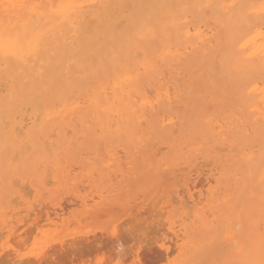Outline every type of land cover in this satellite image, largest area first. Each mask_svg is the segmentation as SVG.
<instances>
[{
  "label": "bare ground",
  "instance_id": "obj_1",
  "mask_svg": "<svg viewBox=\"0 0 264 264\" xmlns=\"http://www.w3.org/2000/svg\"><path fill=\"white\" fill-rule=\"evenodd\" d=\"M163 1L165 2V7L162 11H159V10L155 9L154 6L150 5L147 0H0V170L2 168H4V165H5L7 156H8L7 151H12L13 154L15 153L16 155H18V162H17V160L15 161V159L13 160V158H12L13 154H11V159L9 158V163L11 160L13 163H15L11 169L13 176H14V180L16 181L15 185L18 184L16 177L20 178L21 176L24 175L25 177L28 176V177H26V178H28V181L30 180V183L25 184L26 182H23L24 179H18L19 184L23 183V184H20L21 187H19V189H18L17 186H19V184L17 186H15L14 183H13V185H11L12 181H14L12 177H9L10 180L12 179L11 181L9 180L10 185H6V184H4V178L1 177V174H0V178H1L0 179V181H1L0 182V226L4 229L3 231H6L5 233L2 231V234L3 233L7 234L6 237L11 238V235L14 234V236H12V237H14V241L16 239V243H17V239H18L17 237H20V235H19L20 233L17 236L15 235V233L18 232L19 229H24L25 231L27 229V228L26 229L22 228L23 224H22L21 228H19L20 227L19 223L21 224V222L25 219L24 224L25 223L27 224V222L31 220L32 222L30 221L31 223L30 222L29 223L30 224L33 223V225H34L33 221H36L35 219H37V217H35L37 215L36 214L37 211H36V209L33 210L34 209L33 207L35 205L33 206V204L31 202H29L30 201L29 199L32 197L28 196L29 197L28 200L24 199V197L26 196V194L28 192H26V194L23 193L24 192L23 189L26 190L29 186H31L32 188L34 187L35 189H37L39 191L45 185V183H47L49 181H50V184L53 182L51 184L52 187H53V185L56 184L55 183L56 181L58 182V184H56L55 186L56 187L58 186V189L62 190L63 188L66 187L67 179L72 178V176L69 177V173L72 174L71 170L74 167L70 171L67 169L68 172L67 171L65 172V168L63 170H61L60 174H63V175L56 173L57 175H55L54 178H57L58 175H59L58 177H60V178H57L54 181H52V179L50 177H49L50 180H45V178H46V175H49L51 173V171L58 172L60 169H62L61 168L62 164L60 161H62L63 158H61V157L63 155L71 157L72 155H74V153H76V152L73 153V151L76 150L77 148L79 150H82V151L85 149L86 150L88 149V148L83 149L81 147L83 145V142L82 143L79 142V144H77L74 137H76V139L87 140L91 144L95 145L93 148L96 150V152H98L97 151L98 149H100V150H99V153L97 156H95L97 153H95V155H93V156L99 157V154L102 152H103L102 154H104L105 152L106 153L110 152L107 150V147H105V152H104L102 150L104 148L102 146V144L104 146H107V145L116 143L119 146L125 145L127 148L133 149L134 151L135 150L138 151V149L140 150L141 147H144V146L149 147V145L148 144L145 145V143L149 142L148 141L149 135L154 130H159V131L164 132L165 136L173 134L176 131V129L174 128L177 125L176 121H174L175 120L174 118L176 116H174V115H168V116L162 115V116H160V113L164 110L165 105L167 106V108L169 110H173V108L176 107V106L173 107V105H176L177 103H179L181 96L187 93L188 87L185 88L184 86L177 84L178 83L177 81H179L178 75H181V73L179 74V72H176L175 70L177 68H178L177 70H179V67L182 65H183V67H185L184 64L187 63L188 61H194L195 59H198V58L203 59L204 62L207 60L209 61L210 58L214 57V55L215 54L217 55V53H218L222 59L223 65L225 66L222 69L221 73L222 74L225 73L228 76L230 81L237 83L238 87L242 89V91L240 92L241 96L239 98V103H240V107H241L240 113H241V117L243 118L242 120H244L242 123H245L248 125L249 124L256 125V126H257V124L261 123L263 126V132H264V77H262V75H261L264 73V0H163ZM144 2L147 5H142ZM9 5H17V7L13 8V7H9ZM195 65L192 68V70L194 72L197 69ZM192 66H193V64H192ZM186 67H187V65H186ZM211 71L215 72V69L211 70ZM202 73L203 72L199 71L197 74H200V76H203L204 74H202ZM221 73H219V75ZM223 77H225V76L220 77V79H222ZM186 80H184V81L187 82ZM202 82L200 81V83H202ZM206 87L207 86H205L203 88H206ZM146 88H147V90L151 89L150 92L152 91V93H151L152 96L149 97L146 95L148 92V91L146 92ZM148 88H150V89H148ZM207 88H206V90H207ZM233 89H235V88L233 87ZM189 92L190 91H188V93ZM196 93H197V91H196ZM236 94L238 96V93H236ZM189 95H191V92ZM195 95H197V94H195ZM204 98L205 97H203V99ZM203 99H201V100H203ZM205 99H204V101H206ZM177 108H178V106H177ZM177 108H174V110L176 111ZM174 110L172 112L176 113V112H174ZM209 120H212V119L209 118ZM195 123H196V125H198L199 132H202L205 129V127H203L202 125H207V121L201 122V123H205V124H200V122H198V121H195ZM218 123H220V119H219ZM224 126L225 125H223V123L217 124V126H216V128L219 129L220 135L224 134V129L226 127V126L225 127ZM68 133H72L73 137H70V135H69V137H67ZM233 134H234V132H233ZM160 135H162V134H160ZM230 135H231V133H229L228 136H230ZM161 138L162 137H160V139ZM159 141L164 142L162 139ZM243 143H245V142H243ZM152 144H155V143L152 142ZM152 144H150V145H152ZM225 145H226V143H225ZM152 146L150 147L151 150H152ZM96 147H99V148L96 149ZM126 147H125V149H126ZM182 147L181 148L183 150L184 146H182ZM214 147H213L214 150H216V146H214ZM145 148H143V149H145ZM248 148H246V150ZM94 149H92V150H94ZM116 149L117 148H115V150ZM159 149H157V151ZM171 149H173V148H171ZM79 150H78V152H79ZM118 150H120V149L118 148ZM118 150H116V151H118ZM145 150H147V149H145ZM162 150H163V148H162ZM246 150H244L241 153L244 154V152H246ZM250 150H251L250 153H247L244 156L242 155L243 157L241 158V160L248 167H251L253 165L255 167L254 169H256L258 171V173L256 175V181L257 180L259 181L260 179L264 180V164L262 162H260L262 160H259V159H258L259 162H254V156H253L254 151H253V149H250ZM118 152H121V150ZM153 152H155V155H156V151L153 150ZM179 152L177 154L174 153L177 155L176 157H178V158L182 157L181 156L182 153H179ZM207 152H209V150ZM220 152H222V150ZM121 153L123 154V151ZM124 153L125 154H123V155H124V157H126L125 155L127 153L126 152H124ZM117 154H119V153L115 152L113 154H110L111 155L110 158H108V157L106 158L107 163L104 162L106 165L105 168H107V166L109 164L108 162H112L110 164H115V162L117 163V161L119 160V157H121V156L118 157ZM144 154L146 155V153H144ZM16 155L15 156L13 155V157L16 158L17 157ZM147 155H148V153H147ZM192 155H193V153H192ZM106 156H108V155H106ZM127 157H129V156H127ZM137 157H138V155H137ZM145 157H147V156H145ZM235 157H236V155H235ZM31 158H32L31 163H30V165H28L27 161H29ZM99 158H102V157H99ZM187 158H185V159H187ZM85 159H88V157L85 156ZM197 159H199V158H197ZM233 159H234V157H233ZM176 160H178V159H176ZM211 160H214V159H211ZM64 161H66V159L63 160L62 162H64ZM12 162H11V164L13 165ZM154 162H155V160H154ZM180 162H182V161H180ZM194 162H195V160H194ZM64 163H67V162H64ZM122 163L123 162H121L120 164H122ZM198 163H197V165H198ZM155 164H156V162H155ZM161 164H163V163H161ZM174 164H175V162H174ZM74 165L75 164H73V166ZM138 165H139V163H138ZM189 165H187V166H189ZM91 166L86 169V170H88L87 173H89L90 170H91V172H93V169ZM190 166H192V165H190ZM153 167H154V165H153ZM41 168L43 170H41ZM48 168L49 169L52 168L51 171H49ZM109 168H110V165H109ZM194 168H196V167L194 166ZM206 168H205V171H206ZM216 168H217V166H216ZM113 169H115V167H113ZM201 169H202V167H201ZM213 169H212V171H213ZM47 170L50 172L49 174H46V173H48ZM147 170H148V168H147ZM152 170H155V169L153 168ZM169 170H171V169H169ZM197 170H199V168ZM107 171L112 172V171L107 169L106 173H108ZM118 171H120V170H118ZM74 172H76V171H74ZM81 174H83V173H81ZM91 174H95V173H91ZM84 175H86V173H84ZM109 175H110V173L108 174V176ZM82 176L83 175H81V178H80L81 180L79 179L80 183L82 182V178H83ZM110 176H111V178L114 177L113 174ZM116 176H117V174H116ZM118 177H117V179H118ZM169 177L174 178L175 175L173 174V177H172V173H171V175L168 176L167 179L165 178L166 179V180L164 179L165 184H167V180ZM98 179H99V177H98ZM194 179H196V177ZM44 180H45V183H44ZM152 180H153V178H152ZM35 181H37L38 185L33 184V182H35ZM87 181H89V182H86L88 184L85 183L84 184L85 186L89 185V183L91 184L90 180H87ZM169 181H171V179ZM97 182H94V183H97ZM210 182H213V181H210ZM94 183H92V185ZM177 183L178 182L176 181V185H177ZM28 184H30V185L28 187H25ZM50 184L48 183L49 186H50ZM149 184H151V183H148V185ZM168 184H170V182ZM261 184L264 186V181ZM22 185H24L23 186L24 188L22 187ZM48 185H45V187H47ZM145 185H147V183H145ZM178 185L180 186L179 183H178ZM189 185H187V186H189ZM55 186H54V188H55ZM77 186H78V188L80 187L79 184ZM77 186L74 187V189H77ZM147 186H145V187L147 188ZM160 186L163 189H165L163 187L164 186L163 184ZM15 187H16V190H18V191L15 190ZM67 187H68V185H67ZM156 187L157 186H155V189H156ZM171 187L173 188V185L167 187V190L169 188L171 189ZM32 188H30V187L28 188L29 189L28 191L30 193H31L30 190H32ZM68 188L69 189H67V190H69V194L73 195L71 193V191H72L70 189L71 187H68ZM138 188H140V187H138ZM148 188H149V186H148ZM220 188H221V186H220ZM229 188L233 189L232 185H229ZM35 189H33L32 191H34ZM179 189H181V188H179ZM179 189H178V191H179ZM61 190H58V191L60 192ZM67 190L65 192L66 194L68 192ZM137 190L135 192H137ZM143 190L144 189H142V191H140V193L137 192L136 195L138 196V194H139V196H140V194H142V192H144ZM171 190L173 191L174 189H171ZM201 190L202 189H200V191ZM54 191H55V189H54ZM54 191H53V193H54ZM172 191H171V194H172ZM184 191H185V189H183V192ZM202 191H204V190H202ZM17 192H19L20 194H18ZM41 192H43V191H41ZM82 192H83V190H82ZM132 192H134V191H132ZM155 192L153 195H155ZM160 192H161V190H160ZM167 192L168 191H166V193H165L164 201L166 203V199L168 198L167 202L170 204V206H172L173 205L172 201H175V200L177 201L178 199L175 197L176 198L175 200L170 201L169 200L170 198L168 196L166 198V195L168 194ZM208 192L209 191H205V193H207V194H208ZM211 192H212V189L210 190L209 193H211ZM45 193L47 195V192H45ZM149 193L147 195H149ZM186 193H187V198L190 200V202L193 203V205H196L195 200L197 198L194 199L195 195H193L192 192H191L192 193L191 194L188 189L186 190L185 194ZM21 194L25 195V196H22ZM88 194H89V191H88ZM132 194L130 193L131 197H132ZM157 194L159 195V193H157ZM163 194H164V192H163ZM10 195H12V197L15 196L17 198V199H15L14 203H16L17 206L22 207L23 210L22 209L20 210V208L18 209L17 206L15 207L13 202H11V204L13 206L7 205V203L8 204L10 203L9 200L12 197H10L8 199V201L6 198H7V196H10ZM39 195H41V193H39ZM70 195L68 197H70ZM158 195H156V196H158ZM173 195H174V193H173ZM31 196H32V194H31ZM64 196H66V195L64 194ZM73 196H75V195H73ZM83 196H85V195H83ZM88 196L84 197L85 199L80 198L79 205L81 204V206L83 205V207L86 206L87 204L90 205V203L89 202L87 203V201L92 200V202H93L94 199H90L91 198L90 197L89 198L90 200H89V199H87ZM90 196H93L92 198L95 197L94 193H92V191L90 193ZM152 196L150 197V199L152 198ZM40 197L42 198V200H44L43 197L45 198L46 196L41 195ZM144 197H146V196H144ZM160 197H161V195H160ZM14 198H12L13 201H14ZM41 198H40V201H41ZM121 198H123V197H121ZM134 198H136V197H134ZM18 199H20V201H17ZM70 199H72V198H70ZM126 199H127V197L124 200H126ZM141 199L144 200L145 198H141ZM150 199L147 198V202ZM46 200L48 201V199H46ZM73 200H74V198H73ZM122 200L123 199H121V202H122ZM136 200H138V199H136ZM186 200H185V202H186ZM201 200H202V197H201ZM35 201H37V199ZM106 201L108 202L107 199H106ZM164 201H163V203H164ZM176 201H175V203H176ZM198 201H199V199H198ZM61 202H62V200H61ZM61 202L59 204L62 205L63 203H61ZM125 202L127 203V201H125ZM129 202L130 201L128 200V203ZM137 202L141 207H143L139 201H137ZM157 202H158V200H157ZM177 202L178 203H176V204L179 205L183 201L180 200V202L179 201H177ZM188 202L189 201L187 200V202L185 203V204H187V206H188ZM190 202H189V204H190ZM226 202H228V201L226 200ZM126 203H124V204L126 205ZM130 203H132V202H130ZM151 203H152V201H151ZM159 203H160V205H162V202H159ZM168 203H166V204H168ZM200 203H201V201H200ZM262 203L264 204V199L262 200ZM97 204H99V203H97ZM97 204L93 205L91 203L90 206H86V207H92L93 208L95 206H98ZM115 204L116 203H114V206H115ZM124 204L122 203L123 206H124ZM143 204H147V203L145 202ZM75 205H76V203H75ZM79 205H78L79 212L82 214L83 212H82V210H80ZM132 205H134V201H133ZM174 205H173V207H174ZM45 206H46V204H45ZM50 206L51 207L48 206L47 209H49V210L52 209L54 214L52 212L50 214L49 210H47V213L49 211L48 214L51 215V217H52V215L53 216L58 215V214L60 215V213L57 214V212H56L57 210L55 211L56 208H53V206H54L53 204H50ZM69 206H71V205H69ZM260 206L261 205H259V207ZM144 207L146 208V206H144ZM31 208H33V209H31ZM41 208H43V207H41ZM41 208L39 210L40 212H41V210H43ZM109 208H110V206H109ZM129 208H132V206H129L127 209L129 210ZM138 208L140 209V207H137L136 209H138ZM168 208H169V206H168ZM58 209H59V211L62 212L63 209H65L64 204H63V209L61 208V206ZM68 209H70V207ZM119 209H120V207H119ZM174 209H176V207H174ZM179 209H181V207ZM32 210L36 211V213H35L36 215L34 216L35 219L34 218L30 219V217H29L30 215H32V213H31ZM102 210H108V208L107 209L103 208ZM109 210H111V209H109ZM113 210H114L113 213H120L119 212L120 210L119 211L115 210V209H113ZM141 210L143 211V208H141ZM162 210H164V209H162ZM157 211H158V209H157ZM165 211H166V208H165ZM165 211H163V212H165ZM21 212H25L24 216H20L22 214ZM103 212H105V211H102L101 214H103ZM44 213L45 212H43V214ZM157 213H159V212H156V214ZM187 213H189V212L187 211ZM7 214H10V215L7 216ZM48 214L46 215L47 216V219H46L47 224H48V222H50V221H48L50 219V216H48ZM62 214H64V213H62ZM67 214H66V216H67ZM94 214H97V212ZM145 214H146V212H145ZM97 215L96 216L92 215V216H94L98 219L99 217H97ZM108 215H110V214H108ZM189 215H191V214H189ZM58 216L57 217L55 216V217L58 219L59 218ZM90 216L91 215H89V218H90ZM92 216H91V218H92ZM175 216H176V213H175ZM243 216L241 215V217H242V218L240 217L241 220L239 219V220H235V222L233 221L234 224H233L232 228H230V233H228V236H227V233H224V235L226 234V236L229 238L231 236L229 234L233 233V235L230 239L231 244H234V242H237V243L239 241L241 242L239 234H241V235L243 234V230H245L244 224L246 222V221L245 222L242 221V219H244V217H245V216L244 217ZM27 217H29V219ZM154 217L156 218L159 216H154ZM26 218H27V220H26ZM83 218L87 219L85 217H83ZM124 218H126V216ZM148 218H150V217H148ZM155 218H154V220H155ZM54 219L55 218H52V220H54ZM78 219H80V218H78ZM169 220L170 219H168V222H169ZM64 221H66L65 218H64ZM71 221H73V220H71ZM83 221L85 222V220H82V218H81V221H79L80 225H81V222H83ZM173 221L176 222V220L172 218V222ZM179 221H180V223H179V225H177L178 228H177L176 224L174 226H171V224H169L170 226L168 227L171 230V234H172V237L174 239L171 241L173 242V245L175 248L181 247L180 246L181 244L179 243V241L182 240V237H186L185 234L188 231V229L185 230V228H188V227H186L187 223L185 224L186 221L184 219L179 220ZM12 222H14L13 225L11 224ZM134 222H135V220H134ZM164 222L161 221V223H163V225H164ZM191 222H192V220H191ZM52 223L53 222H51V224ZM69 223H71V222H69ZM73 223H74V226H71V227L75 230H78L77 228H78L79 224L77 226V225H75V222H73ZM130 223H131V221H130ZM132 223H133V220H132ZM194 223H192V225ZM59 224H60V221H59ZM116 224L117 223H115V225ZM121 224H123V223L121 222L120 225ZM148 224H150V223H148ZM230 224H232V223H229V225ZM18 225H19V227H18ZM39 225H40V223H39ZM68 225L66 228L69 229ZM86 225L87 224H84V226H86ZM115 225H114V228H115ZM120 225H118V227ZM127 225H128V223H127ZM135 225H138V224H135ZM142 225H144V224H142ZM195 225L196 224H194V226ZM28 226H29V224H28ZM123 226H121V227H123ZM159 226H157V227H159ZM50 227H52V226L50 225ZM53 227H55V226H53ZM74 227H77V228H74ZM133 227H134V225H133ZM207 227H208L207 223L203 222V229H207ZM84 228H82V225H81L80 229H84ZM139 228H140V225H139ZM139 228H137V230ZM122 229L124 231V228H122ZM157 229H159V228H157ZM164 230H165V228L163 229V232H165ZM228 230H229V227H228ZM247 230L251 231L249 225H248ZM157 231H159V230H157ZM183 231H185V234L183 233ZM194 231H195V229H194ZM31 232H34V231H31ZM104 232H106V231H104ZM124 232H126V231H124ZM130 232H132V231H130ZM152 232H150V234ZM168 232L166 231V234H168ZM226 232H228V231L226 230ZM43 233L45 234L46 232H43ZM48 233H51V232H48ZM108 233H110V232H108ZM142 233H144V232H141V235H142ZM23 234H26V233H23ZM102 234L104 235L103 232H102ZM147 234L148 233H146V236L148 238V235H150V234H148V235ZM70 235H71L70 236L71 240H73L74 238L72 239V234H70ZM111 235H109V236L111 237ZM169 235H170V233H169ZM1 236H3V235H1ZM1 236H0V239L6 238V237L4 238ZM94 236H95V234H94ZM159 236L161 237V235H159ZM59 237L60 236H58V238ZM84 237L88 238L87 236H83L82 238H84ZM135 237H136V234H135ZM135 237H133V238L135 239ZM90 238H92V237H90ZM140 238H141V236H140ZM24 239H22L21 242L24 240L28 244L29 239L26 240V235H25ZM68 239L70 240L69 237H68ZM98 239L99 238H97V242H98ZM157 239H158V237H157ZM228 239L225 238V240H227V241H228ZM5 240H7V238ZM58 240H60V238ZM152 240H153V238H152ZM183 240H185V239H183ZM8 241H10V240H8ZM85 241H86V239H85ZM162 241H163L162 243L164 244V247L163 248L160 247V248L164 251L163 254L167 255L169 253V248H168L166 243H168L169 241L168 242L167 241L164 242V240H162ZM10 242H12V241H10ZM56 242L58 243L57 240H56ZM66 242H68V241H65L64 245L70 244L69 242H68V244ZM118 242L119 241L117 240V243ZM136 242H137V240H136ZM172 242H171V244H172ZM249 242L250 241H248L247 243H249ZM4 243H6V242H3V245H4ZM26 243L25 244L22 243V245L27 246ZM99 243H101V242H99ZM181 243L183 244V242H181ZM17 244H16V246H17ZM228 244H229V242H228ZM263 244H264V240L262 239L256 245V248L257 249L261 248L263 246ZM60 245L62 246L63 243H61ZM119 245H120V243H119ZM119 245L115 246L117 248V250H119V251H117V250H116L117 252L114 251L115 247L113 249V252H116V254L118 255L117 256L115 254V256H117V257L121 256V254H120L121 253L120 252L121 246H119ZM136 245H138V244H135V247H136ZM71 246L72 245H70V247ZM84 246H86V245H84ZM93 246H95V245H93ZM96 246H95V248H96ZM49 247H51V246H49ZM77 247H78V245H77ZM133 247H134V244H133ZM79 248H81V247H79ZM172 248H173V246H172ZM239 248H240V246H239ZM239 248H237V249H239ZM47 249H49V248H47ZM65 249H66V247H65ZM68 249H69V247H68ZM78 249H77V251H78ZM139 249L141 250L142 248H139ZM7 250H9V248ZM7 250H5V251H7ZM58 250H59V248H58ZM74 250L72 252H74ZM87 250L89 251V249H87ZM91 250H93V249H91ZM99 250H101V249H99ZM148 251H149V249H148ZM237 251H239V250H237ZM2 252L4 253L3 248H2ZM69 252H71V251H69ZM75 252H76V250H75ZM3 253H1V254H3ZM10 253H12V254H10ZM67 253H68V250H67ZM54 254H55V252H54ZM135 254L138 255L137 253L134 252L133 255H135ZM10 255H11V257H10ZM49 255H50V253L48 254V256ZM125 255L123 252V257ZM136 255L134 257H136ZM162 255L160 254L161 258L164 257ZM41 256H43V255H41ZM41 256H40V258H41ZM44 256H47V255L44 254ZM58 256H59V254H58ZM6 257L7 258L10 257V259L8 258L9 259L8 261L13 262V263L17 259H21V255L18 256L17 251H15V250H13V251L11 250V252L8 251L7 256L2 257V258L7 259ZM117 257H115V259ZM239 257H242V256H239ZM23 258L24 257H22L21 260H24L27 257H25L24 259ZM109 258L112 259L113 257H109ZM3 259H0V261L1 260L3 261ZM43 259H45V258H43ZM79 259H81V258H79ZM121 259L122 258H120V260ZM26 260H28V258ZM29 260H33V259L29 258ZM50 260H52V259H50ZM50 260H48V261H50ZM8 261L3 262V263L9 264ZM154 261L155 260H153V262ZM161 261H163V260L161 259ZM70 264H72V262Z\"/></svg>",
  "mask_w": 264,
  "mask_h": 264
},
{
  "label": "rangeland",
  "instance_id": "obj_2",
  "mask_svg": "<svg viewBox=\"0 0 264 264\" xmlns=\"http://www.w3.org/2000/svg\"><path fill=\"white\" fill-rule=\"evenodd\" d=\"M147 1L150 5L154 6V8L159 10V11H162L165 7V2L163 0H147ZM142 5H147V4L144 2ZM215 55H214V57L210 58L209 61L207 60L205 62L201 58L195 59L194 61H188L187 63L184 64L185 67H183V65H182L179 67V70H177L178 68L175 70L176 72H179V74L181 73V75H178L179 81H177L178 82L177 84L184 86L185 88L188 87V91L191 92V95H189L190 92L188 93V91H187L188 94L186 93L187 95L186 94L182 95L180 98V102L177 103L176 105H173V107L176 106L174 108H177V106H178L176 111L173 108L174 112H176L177 114L173 113L172 112L173 110H169L166 105L164 106V110L160 113V116H162V115H165V116L174 115V116H176L174 118L175 119L174 121H176L177 127L176 126L174 127L176 129V131L174 130L175 132L173 134L165 136L164 132L159 131V130H154L149 135V140H148L149 142L145 143V145L148 144L149 147L148 146L147 147L146 146L141 147V149L140 150L138 149V151H136V150L134 151L133 149L127 148L125 145H123V146L121 145L122 146L121 147L116 143H113V144H110L107 146H104L102 144V146L104 147L102 150L104 152H105V147H107V150L110 151L109 153L105 152L106 154L105 153L102 154L103 152L99 154V157H102L103 159L99 158V157H95L98 155L99 150H100V149H98L97 150L98 152H96V150L93 148L95 145L91 144L87 140L76 139V137H74L77 144H79V142H81V143L83 142V145L81 147L83 149L88 148L89 150L85 149L82 151V150H79L77 148L76 150L73 149L74 150L73 153L74 152H76V153H74V155H72L71 157L63 155L61 157V158H63L62 161L66 159V161H64V162H67V163L60 161L62 164V167H61L62 169H60L58 172L51 171L52 168H50V169L48 168L49 171H51V173L47 170L48 173H46V174H49V173L50 174L46 175L45 180H50V178H51L52 181H54L57 178H60V177H58L59 175L57 176V178H54V176L57 174H60L61 170H63L65 168V172L66 171L68 172V170L70 171L74 167L71 170L72 174L69 173V177L72 176V178L67 179V185H68V187H71L70 189L72 191L71 190L70 191L75 196L69 194V190H67L69 188L67 187V185L65 188H63L61 190V189H58V186L57 187L55 186L56 184H58L57 181L55 182L56 184L53 185V187H52L51 184L53 182L51 181L52 183L50 184V181L49 182L46 181L47 183H45V180H44L45 185H48V183H49L50 186L48 185L49 187L48 186L45 187V185H44L39 191L37 189H35L34 187L32 188L31 186H29L30 184L25 186V187L29 186L30 188H32V190L35 189L34 191L30 190L31 191V193H30L28 191L29 187L26 189L27 191L23 189L24 188L23 186L25 184L30 183V180L28 181V178H26L28 176L25 177L23 175L20 178L16 177L18 184H19L18 179H24L23 182H26L24 185H22V187H23L22 189L24 192L22 190L21 191L25 194H26V192H28V193L25 196V195H22L23 193L20 191L22 193L21 195L25 196L24 199H26V200H28L29 197H32L29 199L30 200L29 202H31L33 204V206L35 205L33 207L34 209L33 208H31V209H33V210L36 209L37 213H36V211L32 210V212H31L32 215L29 216L30 219H33V218L35 219V217H37L38 220L35 219L37 222L33 221L34 225H33V223L30 224L32 222L31 220H30L31 222L28 221L27 224L26 223L24 224L25 219L21 222V224L19 223L20 227H19V225H18V227L21 228V226L23 224L22 228H25V229L27 228L26 231L30 235L24 229L18 228L19 230H18V232H16L17 234L15 233L16 236L20 233L19 234L20 237H17L18 238L17 239L18 244L16 243V239L14 241V237H12V236H14V234L11 235V238L6 237L7 234H4L6 231H3L4 229L0 226V233H1L0 236L3 235L1 237L7 238V240H5L6 238L0 239V250H1L0 254L3 253L2 248L4 251V253L0 255L1 256L0 259H3L2 257L7 256L8 251L11 252V250L12 251L15 250V251H17V253H18V251L21 253V259H22V257H24V258L27 257L28 260H29V258L34 260L35 257L33 258V256H25L22 254V252L23 251H32V250L35 251L36 250V252L40 253L43 256H44V254L47 255L44 257L41 256V259L45 258L43 260H46V261L52 259L49 262L55 261L56 259L57 260L61 259L60 261L65 262V264H70L71 262H72V264H96V262L98 260L99 261L108 260L110 262L113 261V259H115V257L118 256L116 254V252L119 251V250H117V248L115 246L119 245V243H120L119 246H121V251H120L121 256L119 255L120 257H117V258L119 260H120V258H122L121 261L129 259L128 260L129 264H132L133 261L148 262V264H152V263L153 264L154 263L155 264H264V244L261 248H259V249L256 248V245L259 243V241H261L262 239L264 240V209H263L264 204L262 203V200L264 199V186L261 184L264 180L260 179L259 181L258 180L256 181V175H257L258 171L256 169H254L255 167L253 165H252L253 167L252 166L248 167L241 160V158L245 154L251 152L250 149H253V151L255 153V154L253 153L254 162H259V160H262L260 162H262L264 164V161H263L264 160L263 126L261 123L257 124V126L242 123L244 120H242L243 118L241 117V113H240L241 107H240V103H239V98L241 96L240 92L242 91V89L238 87L237 83L230 81L228 76L225 73L224 74L221 73L222 69L225 66L222 63V59H221L220 55L218 53L216 56ZM192 64H193V66H192ZM186 65H187V67H186ZM194 65L196 66V68L200 72H203L202 73V74H204L203 76H200V74H197L199 72L197 69L195 72L192 70ZM214 69H215V72L211 71ZM219 73H221L220 74L221 76L219 75ZM183 74L185 76L187 75L188 77L187 76L185 77ZM261 75H262V77H264V73ZM222 76H225L222 78L223 80L220 79V77H222ZM184 80H186L187 82H185ZM200 81L201 82L203 81V82L200 83ZM205 86H207L209 89L207 87H206L207 90H206V88H203ZM233 87L235 89H233ZM148 89H150V88H148ZM150 90H147V88H146V92L147 91L149 92V93L147 92L146 95L149 97L152 96V94H151L152 91L150 92ZM196 91H197V93H196ZM236 93H238V96ZM195 94H197V95H195ZM203 97L206 98V99L204 98L206 101H204ZM201 99H203V100H201ZM209 118H211L212 120H209ZM219 119H220V123L221 124L223 123V125H225L227 127L226 128L224 126L225 129H224V134H222L223 136L219 134V129L216 128L217 124H220V123H218ZM195 121L200 122V124H205V123H201V122L207 121V125H202L203 127H205V129L202 132H199L198 125H196ZM233 132H234V134H233ZM229 133H231L230 136H228ZM160 134H162V135H160ZM69 135H70V137H73L72 133H68L67 137H69ZM160 137H162L161 139L164 142L159 141V140H161ZM152 142L155 144H152ZM243 142H245V143H243ZM225 143H226V145H225ZM150 144H152L153 146ZM151 146H152V150L150 149ZM182 146H184L183 150H182V148H183ZM214 146H216V150H214V148H215ZM125 147H126V149H125ZM161 147L163 148V150ZM170 147L173 149H171ZM97 148H99V147H96V149ZM115 148H117L116 150H118V148H119L121 150V152L123 151V154H125L124 152H126L127 153L125 155L126 157H124V155L121 152H118L120 150L116 151ZM143 148H145L147 150H145ZM246 148H248V149L246 150ZM92 149H94V150H92ZM157 149H159V150L157 151ZM78 150H79V152H78ZM153 150L156 151V155H155V152H153ZM208 150H209V152H207ZM221 150H222V152H220ZM244 150H246V152H244V154L241 153ZM115 152L119 153V154H117V156L118 157L121 156V157H119V160L123 163L120 164L121 162L119 160H118L119 162L117 161V163L115 162V164H110L112 162H108L109 164H108L107 168H105V166H106L105 163H107L106 158L107 157L110 158V156H111L110 154H113ZM178 152L182 153L181 154L182 157H179V158L176 157L177 156L176 154ZM7 153H8V156H7L6 162H5L4 168H2L0 170V174H1V177L4 178V184L10 185L9 184V180H10L9 177H12L14 180V176H13L11 169L15 163H13L12 160L9 163V158L11 159V154H13V152L7 151ZM95 153H97V154L95 155ZM144 153H146V155ZM147 153L149 156L147 155ZM174 153H176V154H174ZM192 153H193V155H192ZM13 155L15 156L16 154L14 153ZM13 155H12L13 160L15 159V161L17 160V162H18V155H16L17 159L14 158ZM93 155H95V156H93ZM106 155H108V156H106ZM137 155H138V157H137ZM235 155H236V157H235ZM85 156L88 157V159H85ZM127 156H129V157H127ZM145 156H147V157H145ZM233 157H234V159H233ZM185 158H187V159H185ZM197 158H199V159H197ZM176 159H178L179 161ZM211 159H214V160H211ZM31 160H32V158L29 161H27L28 165H30ZM154 160H155L156 164H155ZM194 160H195V162H194ZM180 161H182V162H180ZM11 162L13 163V165L11 164ZM174 162H175V164H174ZM72 163L75 165L73 166ZM138 163H139V165H138ZM161 163H163L164 165ZM197 163H198V165H197ZM189 164L192 166H190ZM109 165H110V168H109ZM153 165H154V167H153ZM187 165H189V166H187ZM90 166L92 167L93 172H91V170H90V172L87 173L88 170H86V169ZM194 166L197 169L199 168V170L201 169V167H202V169L199 171L196 168H194ZM216 166H217V168H216ZM113 167H115V169H113ZM146 167L148 168V170ZM152 167L155 170H152L153 169ZM205 168H206V171H205ZM107 169L112 171V172L107 171L108 173H106ZM169 169H171L172 171ZM212 169H213V171H212ZM41 170H43V169L41 168ZM118 170H120V171H118ZM74 171H76V172H74ZM81 173H83V174H81ZM84 173H86V175H84ZM91 173H95L96 175L91 174ZM109 173H110V175L113 174V176L116 179L113 176L112 177L114 179L111 178L110 175H109L110 176L109 177L108 176ZM171 173H172V177H173V174L175 175V177L174 178L169 177L172 182L169 181L170 179L168 178L167 184H165V180L167 179L168 176L171 175ZM116 174H117V176H116ZM60 175H63V174H60ZM81 175H83L82 176L83 178H82V182L80 183L79 179L81 178ZM98 177H99V179H98ZM117 177H118V179H117ZM193 177L194 178L196 177V179H194ZM152 178H153V180H152ZM87 180H90L91 184L89 183V185L85 186L84 184L86 182H89ZM168 181L170 182V184H168L169 183ZM176 181L180 184V186L178 185V183H177L178 186L176 185ZM210 181H213V182H210ZM15 182H16L15 180L12 181L11 185H13V183L15 185ZM94 182H97V183H94ZM144 182L147 183V185H148V183H151L148 185L149 188L147 185H145ZM92 183H94V184L92 185ZM20 184H23V183H20ZM20 184H19V186H17V185H15V186H17L19 189V187H21ZM33 184L38 185L37 181L33 182ZM78 184L81 187V188L79 187L80 189L77 186ZM86 184H88V183H86ZM162 184L164 185L163 187L165 189H163L160 186ZM171 185H173V188L171 187V189H174L173 190L174 192L170 188L167 190V187H169ZM187 185H189V186H187ZM229 185H232V188L233 189L235 188V189L233 190V189L229 188ZM54 186H55V188H54ZM76 186H77V189H74V187H76ZM145 186H147V188ZM155 186H157L156 187L157 190L155 189ZM220 186H221V188H220ZM138 187H140V188H138ZM179 188H181V189H179ZM54 189L57 193L54 191ZM65 189L68 191L67 194L65 193L66 192ZM142 189H144L143 190L144 192H142V194H140V196H139V194L137 196L136 193L137 192L140 193V191H142ZM178 189H179V191H178ZM183 189H185L184 192H183ZM187 189L190 191V193L192 192L193 195H195L194 199L197 198L195 200L196 205H193V203H191L190 200L187 198V193L185 194ZM200 189H202L204 191H202V190L200 191ZM211 189H212V192L209 193ZM15 190H16V187H15ZM58 190H61V191L59 192ZM82 190H83V192H82ZM87 190L89 191V194H88ZM90 190L92 191V193H94V196H95L94 198H92L93 196H90V193H91ZM136 190H137V192H135ZM160 190H161V192H160ZM16 191H18V190H16ZM41 191H43V192H41ZM53 191H54V193H53ZM132 191H134V192H132ZM166 191H168L166 198L168 196L170 198L169 199L170 201L175 200L176 198L178 199L177 201H179V202H180V200L183 201L179 205L176 204V203H178L176 200H175L176 203H175V201H172L173 205L175 204L174 207H176V209H174L172 204H171L172 206H170V204L167 202L168 198L166 199V203H168V204L165 203L164 196H165ZM171 191H172V194H171ZM205 191H209L208 194L205 193ZM45 192H47V195ZM154 192H155V195H153ZM163 192H164V194H163ZM17 193L20 194L19 192H17ZM39 193H41V195H45L46 196L45 198L48 199V201L44 197H43L44 200H42V198L40 197L41 195H39ZM130 193L131 194L133 193L132 194L133 198L130 196ZM148 193H149V195H147ZM157 193H159V195ZM173 193L175 196L173 195ZM31 194H32V196H31ZM64 194L66 196H64ZM68 194L70 195V197H68L69 196ZM83 195H85V196H83ZM86 195L87 196L89 195L87 199H89L90 197H91L90 199H94L93 202H92V200L89 199L91 202L87 201V203L89 202L90 205H91V203L93 205L99 203V204H97L98 206H95L92 208V207H86V206H90L89 204H87L84 207H83V205L81 206V204L79 205L80 198L87 197ZM156 195H158V196H156ZM160 195H161V197H160ZM144 196H146V197H144ZM151 196H152V198H151L152 200L150 199ZM10 197H12V195L7 196V198H6L7 201ZM14 197H12V198H14ZM104 197L108 200V202L106 201V199ZM121 197H123V198H121ZM126 197H127V199L124 200ZM134 197H136V198H134ZM201 197H202V200H201ZM12 198L9 200L10 203L9 204L7 203V205L13 206L11 204V202L14 203L15 199H17V198L15 197L14 201ZM40 198H41V201H40ZM70 198H72V199H70ZM73 198H74V200H73ZM141 198H145V199L143 200ZM147 198L150 199L152 201V203L150 200H148V202H147ZM185 198L190 202V204L188 202V206H187V204H185L187 202V200ZM34 199L35 200L37 199V201H35ZM121 199H123L124 201L122 200V202H121ZM136 199H138V200H136ZM161 199L164 201V203L166 205L163 203V201ZM198 199H199V201H198ZM61 200H62V202H61ZM128 200L132 203L134 201V205H132V203H130V202L128 203ZM157 200H158V202H157ZM185 200H186V202H185ZM226 200L228 202H226ZM17 201H20V199H18ZM125 201H127V203ZM137 201H139L143 207H141ZM200 201H201V203H200ZM60 202L64 204V207L66 210L63 209V204L62 205L59 204ZM145 202L147 204H143ZM159 202H162V205H160ZM75 203L77 206L75 205ZM114 203H116L115 204L116 207L114 206ZM122 203L123 204L126 203V205L124 204V206H123ZM45 204H46V206H45ZM50 204L54 205L53 208H56L55 211L57 210L56 211L57 214L60 213V215L58 214L59 216L58 215H54V216L52 215V217H51V215L48 214L49 211H50V214H51V212L53 213V210L51 208L50 209L52 211L47 209L48 206L51 207ZM59 205L63 209L62 212L59 211V209H58L60 207ZM69 205H71V206H69ZM78 205L80 206V210H82V212H83L82 214L79 212ZM128 205L132 206V208H129V210L127 209L129 207ZM167 205L169 206V208ZM259 205H261V206L259 207ZM14 206L16 207L17 204L14 203ZM109 206H110V208H109ZM144 206H146V208ZM41 207H43V208H41ZM69 207H70V209H68ZM119 207H120V209H119ZM137 207H140V209L139 208L136 209ZM180 207H181V209H179ZM17 208L18 209L20 208V210L21 209L23 210L22 207L17 206ZM40 208L43 209L44 211L41 210V212H40L39 211ZM101 208L102 209L108 208V210H102ZM141 208H143V211L141 210ZM161 208L164 210H162ZM165 208H166V211H165ZM109 209H111V210H109ZM113 209L118 210V211L120 210L119 211L120 213H113V211H114ZM157 209H158V211H157ZM47 210H49L48 213H47ZM102 211H105V212H103V214H101ZM163 211H165V212H163ZM187 211L189 213H187ZM43 212H45L46 214L45 213L43 214ZM96 212L98 215L94 214ZM145 212H146V214H145ZM156 212H159V213L156 214ZM21 213L22 214L20 216H24L25 212H21ZM62 213H64V214H62ZM175 213H176V216H175ZM47 214H48V216H50V219H51V220L50 219L48 220V221H50V222H48V224H47V220H46ZM66 214H67V216H66ZM108 214H110V215H108ZM189 214H191V215H189ZM9 215L10 214H7V216H9ZM89 215H91V216L97 215V217H99V218L97 219L94 216H92V218L90 216V218H89ZM241 215L245 216V217L243 216L244 219H242V221H244V222L246 221L245 222L246 225L244 224L245 230H243V234L242 235L239 234L241 242L239 241L238 243L234 242V244H231L230 239H231L233 233L229 234V235H231L230 238L227 237L228 233H230V228H232L235 220H239ZM55 216L56 217L58 216L59 218L57 219ZM125 216H126V218H124ZM154 216H159V217L155 218ZM29 217H27V218L29 219ZM83 217L87 218L88 220L84 219ZM148 217H150V218H148ZM27 218H26V220H27ZM52 218H55V219L52 220ZM64 218L66 221H64ZM78 218H80V219H78ZM81 218H82V220H85V222L84 221L81 222L82 228L85 227L84 229H80L81 225H80L79 221H81ZM154 218H155V220H154ZM172 218L175 219L176 222L175 221L172 222ZM128 219L131 221V223ZM168 219H170L169 222H168ZM182 219H184L186 221L185 224L187 223L186 227H188V228H185V230L188 229V231L186 234H185V231H183V233L186 235V237H182V240L179 241V243L181 244L180 245L181 247L175 248L173 245V242L171 241L174 239L172 237L171 230L168 227L170 226L169 224H171V226H174L175 224H176V226L179 225V223H180L179 220H182ZM71 220H73V221H71ZM132 220H133V223H132ZM134 220H135V222H134ZM191 220H192V222H191ZM59 221H60V224H59ZM161 221L162 222L165 221L164 225H163V223H161ZM51 222H53V223L51 224ZM69 222H71V223H69ZM73 222H75V225H77V226L79 224L78 228L74 227V228H77L78 230H75L71 227V226H74ZM121 222L123 224L120 225ZM203 222L207 223V225H208L207 229H203ZM13 223L14 222H12L11 224L13 225ZM39 223H40V225H39ZM83 223L87 224V225L84 226ZM115 223H117V224L115 225ZM127 223H128V225H127ZM148 223H150V224H148ZM192 223H194L196 225L194 226V224L192 225ZM229 223H232V224L229 225ZM28 224H29V226H28ZM135 224H138V225H135ZM142 224H144V225H142ZM50 225L52 227H50ZM67 225L69 226V229L66 228ZM114 225H115V228H114ZM118 225H120V226L118 227ZM133 225H134V227H133ZM139 225H140V228H139ZM248 225H249L251 231L247 230ZM53 226H55V227H53ZM121 226H123V227H121ZM157 226H159V227H157ZM156 227L159 229H157ZM163 227L165 228V230H164L165 232H163V229H164ZM228 227H229V230H228ZM122 228H124V231H126V232H124ZM137 228H139L140 230L139 229L137 230ZM177 228H178V226H177ZM193 228L195 229V231ZM113 230H115L116 233L118 232L117 235H115V236L113 235ZM157 230H159V231H157ZM226 230L228 232H226ZM2 231L4 232L3 234H2ZM31 231H34V232H31ZM104 231H106V232H104ZM130 231H132V232H130ZM166 231L167 232L169 231L168 234H166ZM43 232H46V233L44 234ZM48 232H51V233H48ZM102 232L104 233V235L102 234ZM108 232H110V233H108ZM141 232H144V233H142V235H141ZM150 232H152V233L150 234ZM23 233H26V234H23ZM146 233L150 234V235L147 234L148 238L146 236ZM169 233L171 236L169 235ZM224 233H227V236H226V234L224 235ZM70 234H72V239L74 238L73 240H71ZM94 234L96 237L94 236ZM135 234H136V237H135ZM25 235H26V240L29 239L28 240L29 245L24 241ZM109 235H111V237ZM159 235H161V237ZM58 236H60L59 237L60 240H58L59 239ZM83 236H87L89 239L86 237L82 238ZM140 236H141V238L146 237L150 241L153 238L152 243H148V244H145L144 247H140L139 243H138V241L141 239ZM68 237L70 238V240L68 239ZM90 237H92V238H90ZM133 237H135V239ZM157 237H158V239H157ZM224 237L226 239L229 238L228 241L225 240ZM97 238H99L98 242H97ZM22 239H24V240L21 242ZM55 239L58 241L59 244L56 242ZM85 239H86V241H85ZM183 239H185V240H183ZM8 240H10L12 242H10ZM64 240L68 241L70 244H68V242H66L68 245H66V244L64 245V243H65ZM117 240L119 241L118 243H117ZM136 240H137V242H136ZM162 240H164V242L169 241L168 243H166L168 248H169V253L167 255L163 254L164 251L159 246L160 242H163ZM170 241L172 242V244ZM248 241H250V242L247 243ZM3 242H6V243H4V245H3ZM99 242H101V243H99ZM181 242H183V244ZM228 242H229V244H228ZM22 243L23 244L26 243L27 246L22 245ZM61 243H63L62 246L60 245ZM16 244L18 247L16 246ZM133 244H134V247H135V244H138L135 247V253L138 254V255L135 254L136 257L138 256L137 258L134 257L135 255H133L134 254ZM9 245H11V247H9ZM70 245H72V246L70 247ZM77 245H78V247H77ZM84 245H86V246H84ZM93 245H95V246L97 245L96 248ZM49 246H51L52 248ZM172 246L174 249L172 248ZM239 246H240V248H239ZM65 247H66V249H65ZM68 247H69V249H68ZM79 247H81V248H79ZM114 247H115L114 251L117 250L116 252H113ZM8 248H9V250H7ZM47 248H49L50 250ZM58 248H59V250H58ZM73 248L76 250L77 253L75 252V250ZM139 248H142V249L140 250ZM237 248H239V249H237ZM77 249H78V251H77ZM87 249H89V251ZM91 249H93V250H91ZM99 249H101V250H99ZM148 249H149V251H148ZM5 250H7V251H5ZM67 250H68V253H67ZM73 250H74V252H72ZM237 250H239V251H237ZM69 251H71V252H69ZM54 252H55V254H54ZM123 252H124V255L126 254L124 257H123ZM12 253H10V254H12ZM49 253H50V255L48 256ZM58 254H59V256H58ZM115 254L117 256H115ZM160 254L161 255L163 254L162 256H164V257L161 258ZM239 256H242V257H239ZM10 257H11V255H10ZM10 257H8V258L10 259ZM109 257H113V258L111 259ZM8 258L3 259V261L1 260L0 262H2V264H8V263H3V262L8 261L9 260ZM79 258H81V259H79ZM160 258L163 261H161ZM26 259H24V260H26ZM153 260H155V261L153 262ZM11 263L14 264L13 262H9V264H11Z\"/></svg>",
  "mask_w": 264,
  "mask_h": 264
},
{
  "label": "snow or ice",
  "instance_id": "obj_3",
  "mask_svg": "<svg viewBox=\"0 0 264 264\" xmlns=\"http://www.w3.org/2000/svg\"><path fill=\"white\" fill-rule=\"evenodd\" d=\"M9 7H17V5H9ZM113 235H117V233L115 232V230H113ZM140 247H144L145 244L148 243H152V241L148 240L146 237H142L139 241H138ZM159 246L161 248L164 247V244L161 242L159 244ZM9 247H11V245H9ZM133 251L135 252V247L133 248ZM23 255L25 256H33L35 257L34 260H21V259H17L14 264H65V262H62L60 260H55L52 262L43 260L40 258L41 254L36 252V251H23L22 252ZM17 255H21L20 252L17 253ZM0 264H2V262H0ZM96 264H129V262L127 260L121 261L119 259H114L113 261H108V260H103V261H97ZM132 264H148V262H139V261H133Z\"/></svg>",
  "mask_w": 264,
  "mask_h": 264
}]
</instances>
